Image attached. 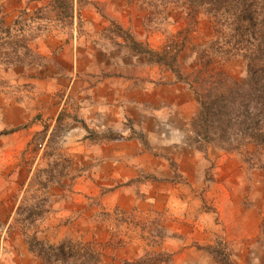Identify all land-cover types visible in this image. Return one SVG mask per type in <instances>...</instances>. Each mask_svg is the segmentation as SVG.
Returning a JSON list of instances; mask_svg holds the SVG:
<instances>
[{"label": "rangeland", "instance_id": "1", "mask_svg": "<svg viewBox=\"0 0 264 264\" xmlns=\"http://www.w3.org/2000/svg\"><path fill=\"white\" fill-rule=\"evenodd\" d=\"M88 1L73 26L55 23L37 40L41 66L0 65L1 261L42 264L27 244L39 228L46 245L89 246L99 264H220L210 247L232 264H264V217L258 239L229 241L239 232L232 207L240 200L264 214V149L200 153L189 141L199 109L194 93L118 36L162 50L185 36L187 9L173 6L161 17L135 0ZM47 3L0 0V20L9 25ZM186 36L183 73L245 80L241 57L202 58L215 37L210 17L199 15ZM42 199L48 212L41 220L18 216L20 205ZM61 212L88 223L57 231Z\"/></svg>", "mask_w": 264, "mask_h": 264}, {"label": "trees", "instance_id": "2", "mask_svg": "<svg viewBox=\"0 0 264 264\" xmlns=\"http://www.w3.org/2000/svg\"><path fill=\"white\" fill-rule=\"evenodd\" d=\"M47 1L44 6L22 10L9 25L0 20V65L41 66L44 57L36 49L37 40L55 23L70 28L76 16L81 18V8L91 4L88 0ZM135 1L161 17L173 6L187 9L189 26L185 36L180 42L170 41L162 50L138 42L126 32L118 36L124 38L135 53L146 55L151 64L176 74L177 80L194 93L199 109L191 122L190 143L203 154H207L210 147L227 154L239 153L247 146L264 149V0ZM199 15L210 17L215 30V37L201 51L202 58L209 52L241 57L246 64L243 82L203 70L182 72L179 56L188 42L186 35L197 26ZM2 89L0 81V92ZM47 203V199H42L33 206L20 205L17 214L25 215L24 220L33 224L47 214ZM39 231V228L33 231L27 244L42 264H99L100 259L91 247L80 246L79 249L67 243L46 245L38 238ZM208 252L220 264H232L225 252L215 247H210Z\"/></svg>", "mask_w": 264, "mask_h": 264}, {"label": "crops", "instance_id": "3", "mask_svg": "<svg viewBox=\"0 0 264 264\" xmlns=\"http://www.w3.org/2000/svg\"><path fill=\"white\" fill-rule=\"evenodd\" d=\"M196 172L198 173L197 169L192 174V176H196L195 175ZM197 182L198 181L195 180L194 183H197ZM197 185L199 186V183H197ZM194 199H195V195H194ZM241 204L243 205V200H240V202L236 205L233 204L234 206L232 207L234 210L238 212L236 216V220L234 219V221L240 227L237 235L229 238V241L231 240L234 243H242V242L248 243L250 240L258 239V237L262 233V224H263L264 214L257 213V212L255 213L254 212L255 209L241 208L242 207ZM261 209L264 210V205ZM54 216H55L56 222H55V225L53 226L55 230L57 231H65V230L67 231V229L70 227L79 226L81 222H84L85 224L88 223L85 219H82V218L77 219L76 217L78 216H76V212H74L73 214L67 213V212H61V213L54 214ZM251 216H252V220L250 221L249 218ZM83 226L81 227V231H84L86 229V227L85 226L83 227ZM60 239L62 240L61 236L60 238L58 237V239L56 240L54 239L53 242H60ZM20 245H21V249L24 252V254L27 255L28 250L25 249V246L23 245V243ZM1 260H2V257L0 256V264H10L9 262H4V260L3 261Z\"/></svg>", "mask_w": 264, "mask_h": 264}]
</instances>
